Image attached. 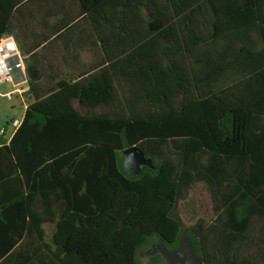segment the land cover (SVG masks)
Instances as JSON below:
<instances>
[{
  "label": "trees",
  "instance_id": "obj_1",
  "mask_svg": "<svg viewBox=\"0 0 264 264\" xmlns=\"http://www.w3.org/2000/svg\"><path fill=\"white\" fill-rule=\"evenodd\" d=\"M77 2L102 63L29 82L0 135V264H161L185 234L204 264H264V0ZM134 145L157 170L129 175Z\"/></svg>",
  "mask_w": 264,
  "mask_h": 264
},
{
  "label": "crops",
  "instance_id": "obj_2",
  "mask_svg": "<svg viewBox=\"0 0 264 264\" xmlns=\"http://www.w3.org/2000/svg\"><path fill=\"white\" fill-rule=\"evenodd\" d=\"M7 28L4 36L13 38L24 60L31 102L35 97L29 82L53 85L101 66V46L77 0H20L10 11Z\"/></svg>",
  "mask_w": 264,
  "mask_h": 264
},
{
  "label": "rangeland",
  "instance_id": "obj_3",
  "mask_svg": "<svg viewBox=\"0 0 264 264\" xmlns=\"http://www.w3.org/2000/svg\"><path fill=\"white\" fill-rule=\"evenodd\" d=\"M12 88L13 87L10 84H4L0 86V129L7 128L9 131L11 130V121H13L15 118H21L22 113L25 110V105H28L31 102L26 92L22 95L15 93L12 99H7L5 96H3L4 93L12 90ZM10 135L11 133L7 134V136ZM61 207L62 206H60V208ZM192 208L196 210L198 215L201 214L207 216L211 214V198L204 185L198 186L192 193V206L185 204L182 207L184 215L188 220H191L190 210ZM51 230L52 229H49V233H51ZM152 250L153 248L139 253L141 264L149 263Z\"/></svg>",
  "mask_w": 264,
  "mask_h": 264
},
{
  "label": "water",
  "instance_id": "obj_4",
  "mask_svg": "<svg viewBox=\"0 0 264 264\" xmlns=\"http://www.w3.org/2000/svg\"><path fill=\"white\" fill-rule=\"evenodd\" d=\"M123 155V165L132 177L139 176L144 166L157 170L154 159L148 157L136 145L123 150ZM156 252H160L163 256L161 264H204L202 258L197 255L191 238L187 234L181 237L179 247L176 250H169L163 244H160L159 247L154 249V253Z\"/></svg>",
  "mask_w": 264,
  "mask_h": 264
},
{
  "label": "built area",
  "instance_id": "obj_5",
  "mask_svg": "<svg viewBox=\"0 0 264 264\" xmlns=\"http://www.w3.org/2000/svg\"><path fill=\"white\" fill-rule=\"evenodd\" d=\"M12 85V90L3 94L7 99H12L15 93L22 95L29 90L28 80L25 72L24 60L12 37L3 36L0 39V86ZM22 118H15L7 128L0 129V135L11 133L21 125Z\"/></svg>",
  "mask_w": 264,
  "mask_h": 264
},
{
  "label": "flooded vegetation",
  "instance_id": "obj_6",
  "mask_svg": "<svg viewBox=\"0 0 264 264\" xmlns=\"http://www.w3.org/2000/svg\"><path fill=\"white\" fill-rule=\"evenodd\" d=\"M159 246H160V244L156 245V247H155V248H157V247H159Z\"/></svg>",
  "mask_w": 264,
  "mask_h": 264
}]
</instances>
